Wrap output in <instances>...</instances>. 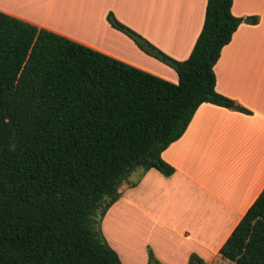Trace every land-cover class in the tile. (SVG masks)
<instances>
[{
  "label": "trees",
  "instance_id": "obj_1",
  "mask_svg": "<svg viewBox=\"0 0 264 264\" xmlns=\"http://www.w3.org/2000/svg\"><path fill=\"white\" fill-rule=\"evenodd\" d=\"M233 0H207L176 60L112 12L106 19L177 83L0 11V264H124L99 224L136 168L170 176L161 152L204 102L251 111L215 90L214 65L239 24ZM134 185V184H132ZM264 264V187L218 249ZM147 264H163L147 248ZM187 264H206L191 253Z\"/></svg>",
  "mask_w": 264,
  "mask_h": 264
},
{
  "label": "crops",
  "instance_id": "obj_2",
  "mask_svg": "<svg viewBox=\"0 0 264 264\" xmlns=\"http://www.w3.org/2000/svg\"><path fill=\"white\" fill-rule=\"evenodd\" d=\"M206 3L0 0V11L177 83L172 68L142 52L108 23L106 15L112 12L160 50L184 60L201 31ZM231 12L257 16L258 21L239 24L221 49L213 67L215 90L251 114L200 104L181 137L161 152L174 172L164 176L150 168L139 180L119 187L120 193L128 189L133 206L141 196L151 204L150 210L129 217L135 242L127 262L121 260L124 264H147L149 245L163 264H187L193 252L212 260L264 187V0H233ZM137 223L138 229L147 226L143 236L136 231Z\"/></svg>",
  "mask_w": 264,
  "mask_h": 264
},
{
  "label": "rangeland",
  "instance_id": "obj_3",
  "mask_svg": "<svg viewBox=\"0 0 264 264\" xmlns=\"http://www.w3.org/2000/svg\"><path fill=\"white\" fill-rule=\"evenodd\" d=\"M141 168H136L128 178L127 182H134L135 180H139V177L145 172H141ZM141 172V173H140ZM120 198L118 201L113 204L106 212V214L102 217V221L99 224L100 230L105 237L106 241L115 247L114 249L119 253V256L123 262H127L129 252L131 246L135 242V237L133 231L129 230V217L132 215L138 216L143 213V208L147 211L150 210L151 204L149 201L145 203L144 197L135 199L136 205L133 206L132 203H129V195L128 189H124L121 191ZM143 194V193H142ZM139 195V192L137 193ZM136 195V196H137ZM138 224L136 225V231H140L142 236L143 233L148 232L147 226L141 225L138 229ZM134 229V228H133ZM137 246H138V237H137ZM176 248L179 245L176 242ZM151 248V246L149 245ZM198 255V254H197ZM210 256L205 259V262L209 260L207 264H234L233 261L223 258L220 255H216V257H212L210 260ZM214 258V259H213Z\"/></svg>",
  "mask_w": 264,
  "mask_h": 264
}]
</instances>
